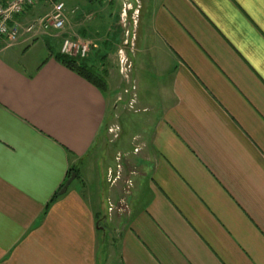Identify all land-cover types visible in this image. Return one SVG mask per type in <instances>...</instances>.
Returning a JSON list of instances; mask_svg holds the SVG:
<instances>
[{
  "label": "crops",
  "instance_id": "0c3cea01",
  "mask_svg": "<svg viewBox=\"0 0 264 264\" xmlns=\"http://www.w3.org/2000/svg\"><path fill=\"white\" fill-rule=\"evenodd\" d=\"M131 1L109 5L125 20L135 10L133 72L150 108L125 120L118 146L139 164L129 223L109 241L105 187L90 170L117 77L124 82L119 69L103 93L56 60L62 39L25 35L0 48V264H264V0ZM81 2L70 11L76 34L87 33ZM45 6L39 0L22 23ZM115 37L108 30L104 45ZM41 38L57 39L58 50L21 63ZM134 137L145 153L134 152ZM82 162L87 176L46 212Z\"/></svg>",
  "mask_w": 264,
  "mask_h": 264
},
{
  "label": "rangeland",
  "instance_id": "374dc122",
  "mask_svg": "<svg viewBox=\"0 0 264 264\" xmlns=\"http://www.w3.org/2000/svg\"><path fill=\"white\" fill-rule=\"evenodd\" d=\"M128 1V0H127ZM66 2V13L68 16V22L66 28L62 33L51 32V34L56 35L57 39H62L64 36H70L72 38H77L84 40L90 43V51L86 60L89 61V57L96 58V66L99 69L105 68L112 69L114 74H117V70L119 69V74L121 78L124 79V82L120 80V77H117L116 86L120 89L119 93L115 96V101L109 107L108 115L106 117L105 122V131L106 137L100 138L96 145V151L94 150L93 155L91 157V164L93 166L90 168L91 174L93 173V181L95 182V187L102 191V187L104 186V193L106 196V204L107 209L105 211L106 223L105 220L100 221V225L106 227L108 230L109 237L111 236V242L116 241L118 238V234L124 225H128L129 218L132 215L133 204L130 201L129 195L131 188L129 187L130 177L136 172L138 168V160H134V153H125L122 152L118 147L120 144V139L124 132V124L125 120H127L130 124H135V117H139L144 115L145 113L150 111L149 107H143L139 102V92L138 85L134 78V65L133 60L131 58V52L134 49V27H135V10L131 8L127 10V18L120 15V7L116 5L114 8L109 6L110 4L103 3L101 0H82V18L84 21V25H82L86 34L83 33H75V30L78 28L72 24L71 27V16L70 11L71 7L74 9L72 14H76V6L75 0H65ZM130 2H132L130 0ZM128 2V7L131 6V3ZM73 3V4H72ZM115 3V2H113ZM111 3V4H113ZM121 4V3H120ZM87 5H91L93 8H87ZM123 8V5H121ZM49 6H45L44 11H48ZM105 9V10H104ZM110 9V10H109ZM126 9V7H125ZM80 10V8H79ZM131 12V14H130ZM95 13H98V16H95ZM109 13H113V17L108 20ZM132 13H134L132 15ZM112 15V14H111ZM132 15V16H131ZM114 18V19H113ZM80 20V21H81ZM98 21L97 24L92 25ZM92 22V23H91ZM73 23V22H72ZM123 29V34L122 29ZM113 32L115 37V41L119 44V39H122V43L113 44L110 40V45H104V39L106 37L107 31ZM112 38H114L112 36ZM55 39H44L41 38L35 47L28 52L25 56L21 57V63L24 65H29L35 63L37 61L43 60L52 50H58L57 41ZM62 42V41H61ZM50 45V47L48 46ZM97 45V47H96ZM115 46V48H113ZM52 47V48H51ZM28 46H19L15 50L19 53V56H22L25 51H27ZM116 53L113 58L112 52ZM124 56L125 61L130 65L129 71L126 73L127 77L123 75L121 72L122 56ZM93 59V58H92ZM92 62V61H89ZM108 78V76H107ZM108 81V79H107ZM109 84V83H108ZM108 92V90H107ZM106 92V93H107ZM130 126V125H129ZM127 132L130 131V127H127ZM148 144L146 140L139 138H133L132 140V148H134V152L142 154V152H146ZM138 148V151H136ZM132 158V160L130 159ZM99 164L97 168L94 167V164ZM90 162H82V167L77 169L79 175L87 176V167ZM102 165L105 169H101ZM77 174V173H76ZM90 174V175H91ZM80 180L76 178L74 180V185H78ZM72 184V183H71ZM70 184V185H71ZM128 191V192H127ZM101 216V215H100ZM100 244V243H99ZM102 246H100L101 248ZM108 249V248H107Z\"/></svg>",
  "mask_w": 264,
  "mask_h": 264
},
{
  "label": "built area",
  "instance_id": "2783aa9c",
  "mask_svg": "<svg viewBox=\"0 0 264 264\" xmlns=\"http://www.w3.org/2000/svg\"><path fill=\"white\" fill-rule=\"evenodd\" d=\"M39 0H0V48L18 42L25 35H34L42 32L62 33L66 28L68 16L65 0H45L49 11L32 21L24 24L22 20L29 10ZM110 4L116 0H101ZM90 43L65 36L62 38L61 52L77 58H86L90 51ZM123 52L121 53L122 56ZM121 72L127 77L131 68L122 56Z\"/></svg>",
  "mask_w": 264,
  "mask_h": 264
},
{
  "label": "trees",
  "instance_id": "16d2710c",
  "mask_svg": "<svg viewBox=\"0 0 264 264\" xmlns=\"http://www.w3.org/2000/svg\"><path fill=\"white\" fill-rule=\"evenodd\" d=\"M58 62L65 65L66 67L72 69L76 73H78L80 76L87 79L89 82L94 84L96 87H98L103 93H106L107 90H109V84L107 81L108 76V69L102 66V69H99L96 64L93 62H89L86 60V58H77L70 56L68 54H64L62 52H58L54 56ZM73 172L77 173V178L80 177L78 171L76 168H71L68 172L67 179L63 183L60 190L64 187L68 179L70 178L71 174ZM60 190L57 191L50 202L47 205L46 212L48 211L50 205L53 203L54 200H56L60 196Z\"/></svg>",
  "mask_w": 264,
  "mask_h": 264
},
{
  "label": "water",
  "instance_id": "95a60500",
  "mask_svg": "<svg viewBox=\"0 0 264 264\" xmlns=\"http://www.w3.org/2000/svg\"><path fill=\"white\" fill-rule=\"evenodd\" d=\"M76 172H73L70 176V178L68 179V181L66 182V184L64 185V187L60 190V194H64L66 193V191L68 190L70 184L76 179Z\"/></svg>",
  "mask_w": 264,
  "mask_h": 264
}]
</instances>
